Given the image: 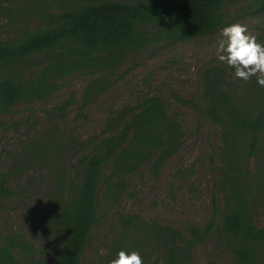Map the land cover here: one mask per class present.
Instances as JSON below:
<instances>
[{
	"label": "trees",
	"instance_id": "16d2710c",
	"mask_svg": "<svg viewBox=\"0 0 264 264\" xmlns=\"http://www.w3.org/2000/svg\"><path fill=\"white\" fill-rule=\"evenodd\" d=\"M239 1L49 0L52 11L36 1L41 24L0 39V113L24 100H47L60 87L58 80L82 71L89 79L77 112L85 118V107L106 90L110 74L128 54L221 29L232 23L228 9ZM257 11L264 12V0H246L234 13ZM198 74L205 114L220 130L223 207L214 206V214L221 219L216 222L214 215L204 224L185 222L180 229L135 213L118 214L110 223L113 252L105 264L119 249L138 250L145 264H195L194 247L215 233L227 245L232 264H264V226L254 221V209L264 198V89L252 78L242 82L237 94L214 62ZM170 95L182 105L196 104L176 92ZM69 104L55 108L64 111ZM59 134L47 133L12 157L17 171L43 168L54 179L43 219L60 234L59 252L52 261L38 263L30 255L33 245L7 235L0 241V264H79L92 227L104 219L102 204L117 203L141 166L157 177L180 151L184 131L178 113L168 112L160 97L149 95L136 106L117 110L99 134L82 140L69 132ZM70 167L74 177L66 181ZM11 194L7 173H0V197Z\"/></svg>",
	"mask_w": 264,
	"mask_h": 264
},
{
	"label": "rangeland",
	"instance_id": "374dc122",
	"mask_svg": "<svg viewBox=\"0 0 264 264\" xmlns=\"http://www.w3.org/2000/svg\"><path fill=\"white\" fill-rule=\"evenodd\" d=\"M36 1L39 7L43 5L48 11L54 10V7H48L49 0L0 3V39L11 38L23 29L41 24L35 13ZM245 4L246 0H241L229 7L232 23L245 25L257 41L264 43V12L234 13ZM219 33L220 29L174 44H149L128 54L110 74L106 90L85 107V118L77 112V102L89 79L82 71L58 80L60 87L47 100H24L9 112L0 113V173H7V184L12 190L11 195L0 197V241L7 235L21 238L33 245L34 252L30 255L38 263L52 261L61 246L60 234L43 219L44 205L53 189L54 179L47 176L43 168L27 173L17 171L12 159L17 152H22L31 143H38L40 138L53 131L59 138V132H69L79 140L99 134L117 110L136 106L149 95L160 97L168 112L178 113L184 131L181 149L165 162L157 177L141 166L128 178L129 188L117 203L102 204L104 219L100 225L92 227L93 233L79 264H105V258L113 252L110 223L118 214L135 213L180 229L185 222L204 224L214 215L216 222L220 221L218 212L214 214V206L223 207L219 184V166L222 165L218 155L220 130L205 114L198 71L214 62L226 72L237 94L243 87L242 81L233 76L234 70L216 60ZM171 92L196 104L182 105L172 98ZM65 101L70 104L64 111L55 108ZM33 156L35 160L36 155ZM74 156L67 161L68 165L74 161ZM249 170L253 171L254 167ZM65 171L66 181L71 180L73 168ZM261 195L264 197V192ZM254 221L258 226H264V198L254 209ZM14 254L19 260L23 259L19 249H15ZM192 255L195 264L233 263L227 245L216 233L198 243Z\"/></svg>",
	"mask_w": 264,
	"mask_h": 264
},
{
	"label": "clouds",
	"instance_id": "9594fccd",
	"mask_svg": "<svg viewBox=\"0 0 264 264\" xmlns=\"http://www.w3.org/2000/svg\"><path fill=\"white\" fill-rule=\"evenodd\" d=\"M217 40L216 60L232 68L233 76L242 82L254 78L256 85L264 89V43L257 41L247 27L230 23L220 29ZM107 264H145L138 250L116 251Z\"/></svg>",
	"mask_w": 264,
	"mask_h": 264
}]
</instances>
